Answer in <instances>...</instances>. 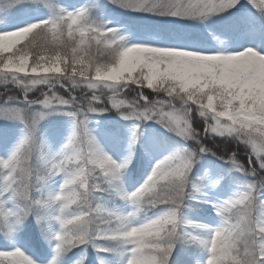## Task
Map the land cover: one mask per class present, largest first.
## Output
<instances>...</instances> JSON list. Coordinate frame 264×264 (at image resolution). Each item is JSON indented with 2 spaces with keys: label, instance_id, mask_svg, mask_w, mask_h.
Returning <instances> with one entry per match:
<instances>
[{
  "label": "snow or ice",
  "instance_id": "1",
  "mask_svg": "<svg viewBox=\"0 0 264 264\" xmlns=\"http://www.w3.org/2000/svg\"><path fill=\"white\" fill-rule=\"evenodd\" d=\"M109 2L129 12L181 20H206L241 5V0ZM247 4L264 16V0ZM41 6L49 16L27 22ZM0 25H17L0 31V120L23 125L14 151L0 158V222L6 235L35 216L41 234L54 242L56 256L49 264H60L61 256L81 246L97 252V264H172L178 244L203 248L202 264H264V51L132 44L119 28L94 19L89 8L68 10L57 0H3ZM112 111L133 125L129 149L150 121L183 142L155 163L131 194L121 178L133 155L118 163L91 127L93 116ZM52 115L72 121L59 151L40 134L41 123ZM197 118L201 123L194 126ZM208 138L243 145L247 158L242 161L231 149L217 156ZM206 156L251 178L243 190L212 205L221 220L214 230L183 216L186 199L206 196L190 179ZM113 186L132 210L101 204L100 195ZM148 208L160 212L136 223ZM189 228L211 234L205 238ZM0 264L34 261L15 249L0 251Z\"/></svg>",
  "mask_w": 264,
  "mask_h": 264
},
{
  "label": "rangeland",
  "instance_id": "2",
  "mask_svg": "<svg viewBox=\"0 0 264 264\" xmlns=\"http://www.w3.org/2000/svg\"><path fill=\"white\" fill-rule=\"evenodd\" d=\"M66 4H61L62 7L68 10H75L81 7H88L89 0H66ZM247 2V0H241ZM3 2V0H0ZM64 3V2H63ZM248 15H250L248 13ZM49 13H39L36 15H31L27 17V22H35L40 19L47 18ZM114 18L113 13H108L103 15L100 18V22L107 24L109 27H115L113 24H110V21ZM99 22V21H98ZM18 26H24L23 23ZM17 25H12L9 28L5 29L3 25H0V31L5 30H13ZM123 34L127 36L128 32L121 31ZM221 32H219L220 34ZM262 34H264V22L260 23L257 26H252L251 28H246L241 33L235 35L230 43L227 45L218 44L215 42H209L208 47H197V48H189L182 45H176L174 43H170L164 41L162 43L145 41L140 38H132L128 39L129 43H146L151 45H160V46H180L187 48L189 50H202L205 52H213L217 50H225L228 53H233L236 51H242L248 47H253L254 49L264 51V43H262ZM221 35V34H220ZM227 37V36H223ZM226 44V43H225ZM131 93V92H130ZM129 93V94H130ZM65 116L52 115L47 117L40 125V134L44 137L45 141L51 147L53 151H59V149L67 142L68 136L71 134L72 122L67 125H64L65 121L62 118ZM49 120H61L62 124V132H45L43 133L42 125ZM110 122H107V121ZM14 122V121H10ZM19 123V122H17ZM201 123L199 119L193 121V124ZM150 124H155L156 127H159V124L154 122H147L142 125V136L140 138V142L135 145L134 148L129 149L130 138H131V130L132 123L123 121L119 115H116L114 111L107 113L103 116H93L91 127L93 129L94 135L98 143L101 145L102 149L110 156L113 157L118 163H122L131 153L133 155L132 163L129 167L123 171L121 183L125 192L131 194L132 192L138 190L145 180L147 176L150 175L152 168L155 163H157L160 159H163L164 156L170 154L172 151L176 149L175 146L171 145L166 139L167 136L163 135V137H159L153 133H147L146 126ZM115 127V128H114ZM161 127V126H160ZM124 130V133H117V130ZM23 129V127H22ZM169 133V132H166ZM164 133V134H166ZM23 131L21 130L18 136L15 138L13 143L0 146V158H7L12 151H14L15 147L18 145L20 139H22ZM216 139L220 138H208L207 142L209 144L214 143L215 147H219V143ZM231 141V140H228ZM226 142V141H224ZM231 149V148H229ZM234 151L233 149H231ZM242 161L245 159H241ZM197 168V167H196ZM208 175L205 179V188H201L202 191L206 193V196L201 198L197 197L195 199H186L185 207L183 209V216L189 221L200 223L203 225H207L210 229H215L221 223L220 218L217 216L213 204L219 203L224 199H228L233 196L236 192L235 187H231V189H223L220 193H217V187L221 185L222 182H225V178H229L232 174L230 172L234 171L229 164H225L223 160H215L212 165L208 166ZM62 183L60 178H57L56 186ZM225 185V184H224ZM223 185V186H224ZM243 190L241 187L240 191ZM208 201V202H205ZM101 204L111 210H117L120 212L127 213L132 210V206L129 202L121 199L115 191V186L110 187L107 191L100 195ZM147 212H151L150 214H146L144 217L142 215L137 218L136 223H141L146 220L147 217H154L159 214L160 210L148 208ZM35 224H37L36 217L34 218ZM40 228V227H39ZM7 231V230H6ZM188 232L193 234H198L202 237H207L211 233L204 232L199 229H187ZM41 234V228H40ZM9 237V245L2 246L0 244V251H13L15 249H20L26 256L34 261V264H49L55 256L54 252V242L49 243L45 241V248L42 252V255H39L35 249L31 248L26 241H24L23 236L19 230V227L15 229L14 233ZM177 245V250L174 251L172 257V264H183L184 261H187L188 264H202L205 260L206 252L203 248L198 246H193L186 244L185 248H180ZM188 246L194 247V249H189ZM75 250H80V252H75ZM75 252V254H74ZM96 251L91 246H81L80 248L73 249L71 252L67 253L65 256H61L60 264H74L76 260H79L81 257H87L86 261H90L87 264H97V255H95ZM71 254V255H70ZM74 254V255H73ZM91 259V257H93ZM42 256V257H41ZM119 257L116 256L118 260ZM85 261V262H86Z\"/></svg>",
  "mask_w": 264,
  "mask_h": 264
},
{
  "label": "trees",
  "instance_id": "3",
  "mask_svg": "<svg viewBox=\"0 0 264 264\" xmlns=\"http://www.w3.org/2000/svg\"><path fill=\"white\" fill-rule=\"evenodd\" d=\"M66 2V0H57V3L60 6L61 4H66ZM87 8L90 9L92 17L99 22L103 15L113 13L114 18L112 21H110V24H113L121 31L128 32V39L140 38L145 41L157 43L167 41L189 48L208 47L209 42H215L222 44L223 46L227 45L231 42L235 35L241 33L246 28H251L252 26H257L264 22V16H261L254 8L251 7V5L247 4L245 1H242L241 5H238L237 8L232 9L230 12L211 16L206 20H181L172 17H159L151 16L145 13L129 12L116 7L115 5L111 4L109 0H89V5ZM39 13L44 14L49 13V11L48 9L41 6L32 15ZM248 13L250 15H248ZM219 32H221V35ZM13 91L17 90L14 89ZM134 95L135 93H130L129 99H131ZM115 114L118 115L117 113ZM59 116L63 115H58V117ZM62 119L65 121L64 125L72 122L67 116ZM63 121H47L44 123V125H42L43 133L53 131L62 132L61 129ZM198 124L199 123L195 124L194 126H197ZM22 127L23 125L15 121L10 122L0 120V132L7 133L6 136L0 135V146H6L13 143L15 138L22 130ZM146 128H148L147 133H153L159 137H163V135L167 136L166 140L176 148L183 143L172 133H166L167 131L163 127H156L155 124H148ZM114 130H117V133H124V130H119V128ZM216 140L219 143V147H215L213 145L214 143L209 144V142H206L212 148V151L217 153V156L231 148L238 153L241 159L247 158L244 155L246 149L243 145H239L233 140H227L226 142L221 141V139ZM215 160L220 159H217V157L213 156H206L193 168L190 177L193 184L201 188L206 187L205 179L208 175V166L212 165L213 161ZM230 173L232 176L230 175L229 178H225V182H222L221 185L217 187V193H220L225 187L227 190L231 189V187H235L237 191H240L241 187L244 188L251 179L236 171H232ZM149 209L151 210V208ZM156 210L160 209L156 208ZM147 213L150 214L151 212H147L146 209V214ZM144 216L145 214H142V217ZM34 218L35 216H29L24 224L19 227V230L24 241H26L31 248L35 249L39 255H42V252L45 248L44 244H46L45 241L47 240L42 234H40V228L37 226V224H35ZM6 232L7 231L4 228L2 222H0V244L2 246H4V244L5 246L9 245V235H6ZM36 244H39L41 250L38 251L37 247L35 246ZM178 247L185 248L186 244H179ZM188 248L194 249V247L190 246H188ZM75 252H80V250H75ZM95 255H98L97 252ZM95 255H93L91 259H93ZM100 255L103 256L104 254ZM104 258L108 260H114L116 259V256H105ZM87 263H90V261L85 262V264Z\"/></svg>",
  "mask_w": 264,
  "mask_h": 264
}]
</instances>
